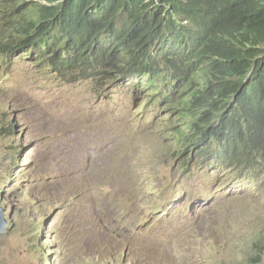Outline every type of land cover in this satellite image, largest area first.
<instances>
[{"label": "rangeland", "instance_id": "obj_1", "mask_svg": "<svg viewBox=\"0 0 264 264\" xmlns=\"http://www.w3.org/2000/svg\"><path fill=\"white\" fill-rule=\"evenodd\" d=\"M113 74L0 56V264H264V173L175 172L165 86Z\"/></svg>", "mask_w": 264, "mask_h": 264}, {"label": "trees", "instance_id": "obj_2", "mask_svg": "<svg viewBox=\"0 0 264 264\" xmlns=\"http://www.w3.org/2000/svg\"><path fill=\"white\" fill-rule=\"evenodd\" d=\"M0 4L2 14L18 25L0 42L1 55L30 50L55 70L80 68L82 76L101 70L154 83L157 71L168 73L183 82L188 96L181 104L196 114L185 153L212 141L223 158L234 152L237 168L264 172V0ZM54 34L60 44L51 42ZM198 72L204 73L200 82Z\"/></svg>", "mask_w": 264, "mask_h": 264}, {"label": "clouds", "instance_id": "obj_3", "mask_svg": "<svg viewBox=\"0 0 264 264\" xmlns=\"http://www.w3.org/2000/svg\"><path fill=\"white\" fill-rule=\"evenodd\" d=\"M13 1L15 2L24 1L30 3L31 0H12V2ZM1 7L2 6L0 4V9ZM16 23L17 22L15 17L8 19L2 14L0 10V42L6 36L12 34L18 28V25ZM51 42L60 44L58 34L53 35V39ZM21 55H25L28 58L33 59L34 61H38V63H44L45 66L48 67V69L51 72H53L55 75L59 77H63V78L78 77V79H85L87 77H95V75H97L92 73L90 70L89 72H86V76H82L80 72V68L63 69L62 71H57L49 64V62L46 59L39 57V55H37L36 53L30 50H21L17 53L10 54L9 57L10 58L18 57ZM0 56H5V55L0 54ZM165 76H166L165 80L160 84L159 83L156 84V82L159 81V77H160L159 72H157L155 76L154 83H148L147 78L143 76L145 77V81H143V84L146 85V88H148V85H150L152 88H158V91L161 90V87L163 85L165 86L164 90L161 91L160 99L162 102H164L165 110H167V113L169 114V118L167 119V121L172 125V127H166L167 129H165L170 137V140L167 143L166 147H168L169 155L178 159L175 160V162L178 163V166L175 167L176 168L175 172L194 174L196 172L193 169H196V170H200L201 172H204L206 175L211 174L212 179H216L217 172L219 173L220 171H223V174L225 172L239 174L243 178H257L261 176V174H263L264 172L254 173V172H248V170H244L242 168H237L236 167L237 165L235 164L234 152L230 150L228 154H225V158H223L224 156L223 151L222 150L219 151L218 146H216L212 141L210 142L203 141L197 144L193 150L194 154H192V151L185 153V149L183 148V143L187 140L192 139L195 135L196 127H194L190 123V121L194 118L196 119V114L194 110L189 111L187 108H185V106L181 104L184 101V99L187 98L188 96V90H186L187 88L182 89L183 82L181 81L176 82L175 80L170 78L168 73H166ZM195 76L198 78L196 80L200 82L201 78L204 76V73L198 72L195 74ZM114 77L117 78L132 77V79L139 78L138 76H131V75L129 76V75H120V74H116V75L113 74L112 78ZM173 87H177L176 92H172ZM139 90L142 91L141 87L139 88ZM166 97H168L167 100L168 102L165 101ZM38 230H39L38 233H40V230L42 231V229H38ZM41 234H39V236ZM36 236H38V234ZM45 236H49V235H45ZM45 240L48 239L45 237ZM258 241L259 238L255 240L253 243L257 244ZM46 262H48V264H54L53 260L51 259L50 260L47 259ZM252 262L253 264L260 263V262L256 263L254 261Z\"/></svg>", "mask_w": 264, "mask_h": 264}, {"label": "water", "instance_id": "obj_4", "mask_svg": "<svg viewBox=\"0 0 264 264\" xmlns=\"http://www.w3.org/2000/svg\"><path fill=\"white\" fill-rule=\"evenodd\" d=\"M6 224V218L3 215L2 209L0 207V234L3 232Z\"/></svg>", "mask_w": 264, "mask_h": 264}]
</instances>
